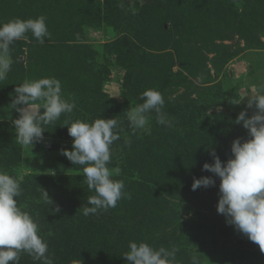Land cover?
<instances>
[{"label":"rangeland","instance_id":"rangeland-1","mask_svg":"<svg viewBox=\"0 0 264 264\" xmlns=\"http://www.w3.org/2000/svg\"><path fill=\"white\" fill-rule=\"evenodd\" d=\"M97 1L104 6L106 0ZM228 1L233 3V9L244 16L255 15L257 9L264 8L262 4L253 5L246 0H199L184 10L191 24L185 18L181 21L179 16L175 26L172 20L168 19L167 25L163 19L159 20L163 34L151 44L152 48H146L151 62L140 78L143 92L148 89L160 91L165 99V108L197 104L210 106L219 112L231 109L238 115L245 110L249 117L255 114L254 108L247 109V97L256 94L264 85V21L260 24L261 32L256 31L252 37L259 39V43L247 42L238 33L230 39L225 38L230 35L226 33L225 23L215 19L214 25H211L207 22L206 10L214 2L225 9ZM92 5L93 0H83L75 2L73 9L90 14L92 21L98 20L96 25L84 27L80 43L87 45L95 56L72 57L66 60L67 65L59 71L58 76H54L61 82L63 97L74 100L76 108L44 126L43 139L34 142L33 147H25L17 140L13 121L19 118V113L11 107L15 91L12 97L7 95L9 72L4 80H0V170L19 178L21 184L33 189L60 191L62 187H69L72 191L82 192L81 173L62 154L63 150H73V138L69 136L67 126L77 120L92 123L100 118L117 119L115 131L117 134L125 132V136L123 143L116 147L119 153L116 164L108 166L121 169V174L114 179L127 178L123 161L128 153L136 151L130 142L129 132L132 129L125 116L136 104L125 97L123 88L131 62L118 51L119 32L113 20L116 13L111 10L96 11L101 14V18H97L92 8L87 10ZM177 11L178 15L183 14V10ZM255 22L250 19L248 27H253ZM168 27L174 31L173 38L164 33ZM214 28L218 30L217 35L212 34V31H216ZM177 29L180 33H177ZM66 71H70V75L63 80L60 77ZM41 78V71L34 69L25 80L17 77L15 86L26 80ZM236 102L241 103L233 104ZM192 131L205 135L201 142L207 163H214L213 151L222 162L232 158L231 149L220 132H206L196 123L192 124ZM137 133L143 137L149 135ZM143 153L154 166L147 176L149 180L145 181L143 176L137 174L130 177V181L138 182L137 190L131 199H122L118 205L122 207L123 214L128 208L132 216L140 218L144 213V220L152 223L145 225L148 229L146 243L158 241L159 248L175 246L178 249L176 260L180 264H191L193 256H197L200 264H264V252L259 245L234 226L228 225L224 215L218 214V177L203 170L197 177L188 170L176 167L177 163L172 160L158 158L152 148L147 147ZM206 176L215 179V186L193 191L194 179ZM67 183L70 185L64 186ZM97 232L103 238L109 235L105 227ZM43 239L49 249L55 248L53 243ZM61 253L59 249L49 256L53 260L64 261Z\"/></svg>","mask_w":264,"mask_h":264},{"label":"trees","instance_id":"trees-1","mask_svg":"<svg viewBox=\"0 0 264 264\" xmlns=\"http://www.w3.org/2000/svg\"><path fill=\"white\" fill-rule=\"evenodd\" d=\"M82 1L0 0V24L7 23L14 18L27 20L45 16L49 31L43 44L39 43L29 32L26 34L27 39L16 41L10 46L13 63L9 72L10 78L7 79L6 88L9 87L7 95L13 96L17 77L20 76L22 80H25V77L30 76L34 69L41 71L42 78L54 77L58 76L59 71L67 65L66 60L69 61L77 55L87 57L92 54L95 56L87 45L80 44L84 27L96 25L98 22V20L92 21L90 14L73 9L75 2ZM248 1L253 5H264V0H246ZM198 2L199 0H106L103 6L99 1L93 0V5L87 9L92 8V11L97 13L95 15L97 18H101V14L96 11L111 10L116 13L113 20L119 32L118 51L131 62L124 78V95L136 106L144 102L141 99L143 90L140 78L151 62V55L146 48H152L151 44L157 42L163 34L159 28V20L163 19L166 25L168 19L172 20L175 26L179 16L181 21L185 18L187 22H190L185 17L187 15L184 10L188 8L187 6H193ZM218 3L214 2L206 10L207 22L214 25L215 19L222 20L225 23L226 33L230 34L225 37L227 39L238 33L247 42L259 43V39L252 37L253 33L256 31L260 33L262 30L260 24L264 21V8L257 9L258 13L255 15L246 14L244 16L233 9V3L230 1L227 2L225 9H222ZM180 9L183 10L182 15H178L177 10ZM250 19L256 21L253 27H248ZM185 29L189 28L185 27ZM213 30L216 31H212V34L217 35V28ZM165 31L164 33L173 38V29L168 27ZM177 33H180L179 29ZM69 72L66 71V74L60 78L64 80L66 75H70ZM20 84L17 83L18 86ZM162 111L172 121V126L158 124L156 113L153 111L149 113L150 135L143 137L137 132L135 134L133 131L129 132L130 142L136 151L128 153L123 161L124 170L128 174L127 178H118V180L124 181L125 191L131 196L137 190L138 182L130 181L129 178L137 174L148 181L147 176L151 168H154L146 158V154L143 153L147 147L152 148L158 158H164L165 161L172 160L177 163L176 167L188 170L197 177L200 175L203 165L207 163V156L203 153L201 142L205 135L193 132V123L198 124V127L206 132H220L230 149L234 140L241 139L243 143L250 138L248 131L242 125L235 123L238 114L231 109L219 112L210 106L195 104L187 107H163ZM124 133H118L119 139L111 146L113 155L108 166L116 164L119 154L116 152V147L123 143ZM73 166L81 173L82 192L72 191L69 187H62L60 191L44 189L48 192L52 202L42 198V190L21 184L22 195L17 198L19 206L29 212L38 223L40 235L54 244V249L48 247L47 254L50 255L52 251L57 252L59 249L63 252L61 256H64V261L54 260V264H70L69 262L72 264L73 260L79 261V264H128L123 255L129 251V242L138 244L145 242L148 236V229L145 225L152 223L144 220L146 216L144 213L140 218H136L137 215L132 216L128 208L123 214L122 207L118 204L107 211L101 210L99 214L85 216L83 206H88V198L96 193L94 190H89L87 186L83 166L78 164H73ZM104 227L109 235L103 238L98 235L97 231ZM148 244L159 249L158 241ZM20 264H43V262L35 261L28 253L21 252ZM177 264L180 263L177 262Z\"/></svg>","mask_w":264,"mask_h":264},{"label":"clouds","instance_id":"clouds-1","mask_svg":"<svg viewBox=\"0 0 264 264\" xmlns=\"http://www.w3.org/2000/svg\"><path fill=\"white\" fill-rule=\"evenodd\" d=\"M29 32L43 44L49 35L46 17L14 18L0 24V80L11 71L10 46L27 39ZM15 93L11 107L19 113V118L13 123L17 140L25 147H33L34 142L43 139L44 126L76 108L74 100L63 97L61 82L55 77L26 80L16 86ZM247 98V109L254 108L255 114L249 117L247 110L242 111L235 123L242 125L250 138L243 143L241 139L234 140L232 158L226 162L211 152L214 163H205L202 170L220 179L218 214L224 215L228 225L234 226L264 252V85ZM141 99L142 104L125 113L134 134L138 131L151 134L149 113L153 111L158 124L172 126V121L162 111L165 99L160 91L148 89ZM117 127L116 118H100L92 123L77 120L67 126L73 138V150H63L62 154L74 165L83 166L87 186L96 193L88 198V206H83L85 216L115 208L122 199H131L124 181L113 178L121 174V169L108 167L113 155L111 146L119 139ZM215 184L212 177L194 179L192 190ZM41 190L42 198L52 201L48 192ZM22 191L19 178L0 170V264H20L21 252L43 264H54L53 258L47 255L48 244L40 235L38 223L19 206L17 198ZM128 247L129 251L123 255L128 264H177L175 246L156 249L146 242H129ZM72 264H79V261L73 260ZM191 264H200L197 256L192 257Z\"/></svg>","mask_w":264,"mask_h":264}]
</instances>
